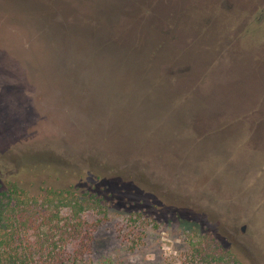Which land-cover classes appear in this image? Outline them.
<instances>
[{
  "label": "rangeland",
  "instance_id": "obj_1",
  "mask_svg": "<svg viewBox=\"0 0 264 264\" xmlns=\"http://www.w3.org/2000/svg\"><path fill=\"white\" fill-rule=\"evenodd\" d=\"M84 1L95 12H89L91 18L113 17L99 8L98 0H79V5ZM58 4L60 0H0V184L14 180L30 192L71 185L103 193L109 211L94 232L91 264H167L186 250L185 233L192 231L226 239L244 264H264V153L250 148L254 135L264 141V108L233 112L221 102L222 96H241L248 76L221 94L207 91L200 76L191 77L186 92L171 89L184 86L178 79L170 91L152 94L144 80L141 91L136 76L138 84H133L120 73L135 43H125L121 27L117 47L110 43V51L118 48L127 57L112 59L111 70L98 78L90 61L92 44L69 43L65 37L74 33L57 21ZM84 16L88 18L80 11L78 35L84 31L78 24ZM157 16L162 14L147 15L142 37L147 31L163 32ZM123 18L112 19V26H120ZM135 31L128 28L127 33L135 39ZM252 36L260 42L264 29L257 27ZM189 44L176 42L179 47ZM214 63L209 69L218 68ZM143 65L148 66L145 59ZM183 65L163 58L155 68ZM259 69L252 77L256 87ZM168 78L160 77L162 84ZM251 91L254 101H264L263 86ZM145 96L166 102L141 110L140 101H149ZM222 116L229 126L243 125L230 128L222 139L223 129L204 134L218 127ZM135 211L155 226L129 249L120 238L121 226Z\"/></svg>",
  "mask_w": 264,
  "mask_h": 264
},
{
  "label": "flooded vegetation",
  "instance_id": "obj_2",
  "mask_svg": "<svg viewBox=\"0 0 264 264\" xmlns=\"http://www.w3.org/2000/svg\"><path fill=\"white\" fill-rule=\"evenodd\" d=\"M124 1H128V3L124 5L122 0H98L99 8L113 14L112 18L110 16L111 19H107L105 16L101 17V14L91 18L90 15L92 14L90 13L95 14V12L89 11L87 8L88 2L86 1L81 2L79 5V0H60V4L55 8L57 21L59 23L65 22L64 27H71L73 30L74 35L65 37L70 41L69 43L90 41L89 43L92 44L90 61L94 65L95 74L98 78H103L106 72L111 70L109 68H111L112 59L117 61L118 58L122 60L127 56L130 57H128L130 61L123 62L125 68L120 70V73L128 75L133 84L139 82L141 91L144 90V80L147 81L146 85L151 84L148 88L149 94L170 91L171 87H175L173 85H175L177 79L184 86L171 89L189 91L192 85V76L202 77L201 84L206 80L204 84L207 86V91L221 94L223 90L227 93L235 84V80L241 82L240 77L246 75L248 76L247 85L245 89H242L243 94L241 96L234 95L242 100H234L233 98L231 100V96L227 98V96L220 95L222 96L221 102L226 104L224 108L250 109L255 108V106L264 107V101L256 102L252 100V94H249L252 92L251 90L261 89L262 86L264 89V53H260L261 50H264V38L257 42L255 37H249L250 34L256 32L257 27L264 29V0ZM104 4L106 5L103 6ZM123 5L125 7H122ZM80 11H85L88 18L84 16L83 21L78 23L84 28V31L80 32L81 35H78L79 33L75 28ZM152 12L162 14L160 17L157 16L156 19L163 23L162 28L164 30L159 34H151L147 31L146 36L142 37L141 29L145 18ZM256 12L258 13L257 16ZM127 13L131 14L128 15ZM134 14H137V16L131 19ZM70 15L74 20L69 19ZM122 16L124 18L120 26H112V19L119 20ZM126 17H130V19L126 20ZM85 23H90V28L87 26L89 29L83 26ZM93 24L95 25L91 26ZM120 28L122 29L120 32L122 36L127 34L125 43L131 44L135 41L134 45L129 48L134 52L126 53L127 56L118 48L110 51V43L113 42L117 47L118 42L114 40H116L115 35L119 34ZM128 28H136L135 33L139 32L136 35L138 37H135V39L130 37L127 33ZM130 31L132 34V30ZM87 33L89 34L87 35ZM244 34L248 35L247 38L243 36ZM88 37H90L89 40ZM176 42H183L186 45L188 42L190 44L179 47ZM96 44H99V46ZM163 58L183 62L184 65L157 72L158 70L155 67ZM144 59L148 62L146 69H144L145 64L143 65ZM131 60L136 62L132 63ZM212 62H215L214 64L218 68L209 69L213 65H211ZM257 69H259L260 80H257L258 86L256 87V79L252 77L255 78V70ZM135 76L138 82L134 80ZM160 77H170L168 78L169 83L162 84L164 79L161 80ZM212 81L215 84H212ZM145 99L149 100L147 96H145ZM162 100L140 101V105L142 103L145 107L164 105L166 101L163 102ZM221 102L218 103L220 107ZM123 103H127V101ZM114 104H119V102H114ZM225 122V118L220 119V123H218L221 126L220 129H224L228 125Z\"/></svg>",
  "mask_w": 264,
  "mask_h": 264
},
{
  "label": "trees",
  "instance_id": "obj_3",
  "mask_svg": "<svg viewBox=\"0 0 264 264\" xmlns=\"http://www.w3.org/2000/svg\"><path fill=\"white\" fill-rule=\"evenodd\" d=\"M108 211L106 196L97 190L48 185L30 192L17 181L6 180L0 184V264H91L94 232ZM149 226H155L153 219L131 212L122 222L120 238L134 249ZM185 237L186 250L167 264H244L220 236L192 231Z\"/></svg>",
  "mask_w": 264,
  "mask_h": 264
},
{
  "label": "water",
  "instance_id": "obj_4",
  "mask_svg": "<svg viewBox=\"0 0 264 264\" xmlns=\"http://www.w3.org/2000/svg\"><path fill=\"white\" fill-rule=\"evenodd\" d=\"M172 72H173V70H172ZM254 79V78H253ZM243 94V93H242ZM249 94H252V92H250ZM239 95V94H238ZM234 100H242V99H239V98H236V97H234L233 98ZM252 100H254V98L252 97ZM146 108H148V107H144V108H141V110H147ZM264 107H261L260 109H263ZM224 109V108H223ZM230 109H233V112L234 111H237V110H239V109H244V108H230ZM148 110H150V108H148ZM245 110V109H244ZM222 118H225V117H221L220 119H222ZM220 119H219V121L217 122V123H220ZM226 119V118H225ZM227 120V119H226ZM218 126H219V124H217ZM237 125H243L242 124V121H237L236 123L234 122V124L233 125H231V126H229V125H227V126H225L224 127V129L222 130V133H224L223 134V136L220 138V139H222L223 137H225V136H227V135H230V133H229V131H230V128L231 129H233V127H235V129L236 130H239L238 129V126ZM236 126H237V128H236ZM217 131V130H216ZM221 133H219V132H217V133H215L214 135H216V136H219ZM213 136V135H212ZM262 135H254V137H253V139L251 140V146H250V148H253L254 149V151L255 152H260V153H264V141L262 140ZM264 139V138H263ZM263 143H262V142Z\"/></svg>",
  "mask_w": 264,
  "mask_h": 264
}]
</instances>
